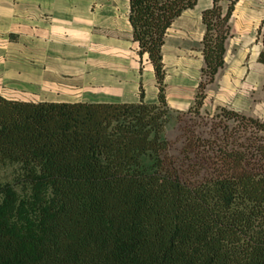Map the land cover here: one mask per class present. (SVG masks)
Returning a JSON list of instances; mask_svg holds the SVG:
<instances>
[{
	"label": "trees",
	"instance_id": "1",
	"mask_svg": "<svg viewBox=\"0 0 264 264\" xmlns=\"http://www.w3.org/2000/svg\"><path fill=\"white\" fill-rule=\"evenodd\" d=\"M198 0H130L158 101H32L0 93V264H264V117L217 106L175 152L164 44ZM202 12L194 104L224 65L229 20ZM264 63V48L259 53ZM222 129L220 132L219 130Z\"/></svg>",
	"mask_w": 264,
	"mask_h": 264
},
{
	"label": "crops",
	"instance_id": "2",
	"mask_svg": "<svg viewBox=\"0 0 264 264\" xmlns=\"http://www.w3.org/2000/svg\"><path fill=\"white\" fill-rule=\"evenodd\" d=\"M219 2L224 11L234 8L224 65L207 98L262 118L264 0ZM213 3L198 0L168 30L164 62L177 68L167 98L175 109L194 101L204 64L202 12ZM129 11L130 0H0V93L32 101H138L145 58L137 53ZM144 86L145 100L158 101L156 80Z\"/></svg>",
	"mask_w": 264,
	"mask_h": 264
},
{
	"label": "rangeland",
	"instance_id": "3",
	"mask_svg": "<svg viewBox=\"0 0 264 264\" xmlns=\"http://www.w3.org/2000/svg\"><path fill=\"white\" fill-rule=\"evenodd\" d=\"M144 58H145L144 62L143 63L141 62L140 64L141 65L140 70L143 73V77H144L142 81L144 80L146 82L149 80V78H154L157 84L154 67L152 63L146 57ZM189 67L191 69H194L193 66H189ZM176 68L177 66L174 63H171V62L167 63V67H166L167 69V76H166L167 94H168V81L171 78L175 77ZM189 73L191 74V72ZM200 75H201V72H200ZM211 83H209L205 89L206 97L204 99V104L200 109L201 114H196L195 112H188L189 108L194 104V101H195V98H194V101L191 103V105L187 109L180 110L181 113H177L174 115V118L169 126L168 136L171 139H173L175 152L179 151L182 148L185 142V134H186L185 130L187 128L188 129L196 128L197 131H203L204 134L207 136L211 134L212 126H214V122H216L218 118L216 114L218 113L217 106H219L218 104H216L214 100L207 98L208 88H210L209 86ZM176 110H179V109H176ZM219 131L221 132L222 129H220Z\"/></svg>",
	"mask_w": 264,
	"mask_h": 264
}]
</instances>
